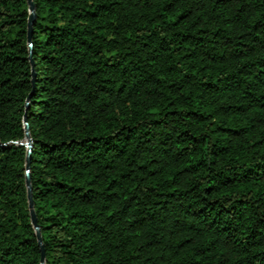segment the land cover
I'll list each match as a JSON object with an SVG mask.
<instances>
[{
	"label": "trees",
	"instance_id": "16d2710c",
	"mask_svg": "<svg viewBox=\"0 0 264 264\" xmlns=\"http://www.w3.org/2000/svg\"><path fill=\"white\" fill-rule=\"evenodd\" d=\"M32 2L29 47L0 0V264H42L25 126L44 264H264V0Z\"/></svg>",
	"mask_w": 264,
	"mask_h": 264
},
{
	"label": "water",
	"instance_id": "95a60500",
	"mask_svg": "<svg viewBox=\"0 0 264 264\" xmlns=\"http://www.w3.org/2000/svg\"><path fill=\"white\" fill-rule=\"evenodd\" d=\"M28 6H29V18H28V42H29V47H31V43H30V37H31V30H32V23L34 20V4L32 2V0H27ZM28 60L30 62L31 65V76H32V86H34V71H33V61H32V56H31V52L29 53V57ZM27 106V103H26ZM25 145H26V151H27V164H26V176H25V183H26V187H27V198H28V208H29V214H30V219H31V224L33 225L35 231H36V236H37V240H38V244L41 248V254H42V264H44V252L41 246V236H40V231H39V227L37 225L36 222V217L34 214V210H33V201L31 198V186H30V178H29V174H28V157L31 151V140L28 134V129L25 126Z\"/></svg>",
	"mask_w": 264,
	"mask_h": 264
}]
</instances>
